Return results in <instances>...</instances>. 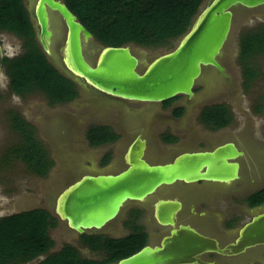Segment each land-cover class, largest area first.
Listing matches in <instances>:
<instances>
[{"label": "water", "instance_id": "95a60500", "mask_svg": "<svg viewBox=\"0 0 264 264\" xmlns=\"http://www.w3.org/2000/svg\"><path fill=\"white\" fill-rule=\"evenodd\" d=\"M31 7L39 41L45 50H49L51 41L57 36L51 25L62 21L65 28L62 34H65L64 72L75 83L82 86L83 79L104 94L130 102L158 103L181 96L191 99L190 102L194 99L208 102L226 97L224 88L227 87H231V99L238 101L240 85L227 66L230 53H235L228 37L234 36L240 17L248 11L264 13V0H211L200 8L189 31L167 53L148 57L144 49L133 50L131 45L100 46L98 56L86 49L87 59L84 43L94 39V36L61 0H31ZM221 64L226 69L227 80L220 83V77L214 70L222 74L224 69ZM206 81L209 90L205 88L194 95V87H205ZM217 84L220 85L217 87ZM83 106L84 102L79 106H70L68 112L45 117L42 109L36 111L41 135L51 139L57 156L66 149L65 162H74L73 158L77 161L73 153L84 151V145L80 144L83 135L76 129L84 126L88 115ZM188 114L190 116V112ZM189 118H194V110ZM131 134H125V146L132 140ZM188 147L201 150L195 147V143H190ZM205 147L214 148L183 152L171 162L150 164L145 160V140L136 136L127 150L125 169L114 175L85 176L60 196L57 205L61 220L66 221L77 234L100 230L109 223L107 229L112 230L119 225L120 218H115L121 211L134 204L146 206L149 200H155L154 217L160 227H170L168 235L161 237L159 245L148 244L115 264H210L202 262L200 257L208 253L231 257L245 254L248 250L263 252L264 210L253 214L251 221L235 234L233 242L220 248L215 239L204 236L188 224L178 223L181 201L164 197L158 199L160 192L168 194L169 190L180 187L179 183L234 182L237 185L235 181H242L255 173L254 159H260L261 164L264 161L263 152L252 150L249 144L239 146L248 153L240 160V170L238 160L243 152L231 141L206 140ZM61 168L66 181L60 182L59 176H55L54 188L47 190L45 206L51 207L55 197L76 179L73 172L77 169L73 171L70 167L72 171L69 172ZM122 168V163L118 162L113 171ZM211 227L216 231L218 225ZM71 234L73 238L74 233ZM151 242L158 243L156 238H151ZM260 260L264 261V255ZM230 264L245 263L235 260Z\"/></svg>", "mask_w": 264, "mask_h": 264}, {"label": "trees", "instance_id": "16d2710c", "mask_svg": "<svg viewBox=\"0 0 264 264\" xmlns=\"http://www.w3.org/2000/svg\"><path fill=\"white\" fill-rule=\"evenodd\" d=\"M83 27L105 48L136 45L157 49L178 43L189 31L199 15L205 0H61ZM23 0H0V33L19 38L24 53L14 59L3 58L9 87L24 97L34 92L42 93L50 105L65 104L73 100L76 88L72 81L60 75L46 60L35 42L34 31ZM257 58H264V24H259L239 37L238 64L243 79L242 88L247 91L251 84L263 77L255 66ZM169 101L164 104L169 105ZM261 106L256 108L259 112ZM183 108L174 116L180 117ZM233 121L226 105L206 106L198 116V122L209 130L227 128ZM9 126L18 134L19 142L7 152L20 160L36 176L45 177L53 165L46 149L35 137L32 125L17 113H9ZM93 145L113 143L118 139L106 127H94L88 133ZM172 142L173 138H165ZM110 154L105 162H108ZM3 163L6 165L9 163ZM250 206L264 204V188L253 193ZM56 219L41 209L21 212L0 218V264H27L45 257L40 264H111L137 253L146 245L142 228H134L131 235L104 241L83 236V243L93 249L106 247L108 259L89 262L80 258L78 251L65 245L59 252L50 253L53 240L49 230L55 228Z\"/></svg>", "mask_w": 264, "mask_h": 264}, {"label": "flooded vegetation", "instance_id": "af4514ba", "mask_svg": "<svg viewBox=\"0 0 264 264\" xmlns=\"http://www.w3.org/2000/svg\"><path fill=\"white\" fill-rule=\"evenodd\" d=\"M24 7L27 11V15L29 16L30 23L32 25L34 31V39L37 43L38 48L41 53L45 56L48 63L63 77L72 81L65 74V65H64V55L63 49L65 45V34H63L64 25L62 21H59L56 24L51 25L53 31H57V36L53 38L51 41L49 50L43 49L41 43L39 41L38 29L36 27V23L34 21V13L31 7V0H23ZM66 32V31H65ZM18 39V38H17ZM21 41V40H20ZM100 44L96 41V39H89L88 42L84 43L85 48V58L86 49L90 50L91 54H95L98 56ZM142 49H146L143 47H139ZM174 49V48H173ZM24 53L21 42V52L19 55L13 57H1L0 65L4 70V73L8 79V91L19 98H23L14 92L11 91L9 87V78L6 73L5 66L1 63L3 58L14 59L19 57ZM137 56V55H136ZM141 59V58H140ZM91 63H95L89 59ZM222 65V64H221ZM142 66H140L141 68ZM224 72L218 73L216 70L215 74L220 77V83L222 81L227 80L226 78V69L222 65ZM202 75V74H201ZM203 78V77H202ZM204 80V79H203ZM76 88L77 96L66 103L68 106L73 105H82L83 102L85 106L83 108L87 112V117H85V124L83 132L81 127H77V131H81L84 136V141L82 140L80 144L87 147L86 150L81 151L80 154L73 153L77 158L71 161V165L69 166L66 160V149L64 153L60 156H55L52 154L50 156L53 165L50 168L47 175L53 171L55 168L58 169L63 167L67 169V171L71 172L74 169H77L73 172L76 175V179L73 180L68 186H66L54 199L53 205L51 207L44 206L45 208H36L45 210L49 213L50 216L56 219V226L51 230L60 228L64 226L67 230L74 233V237L71 239V242L65 245H70L74 249L78 251V254L81 259L89 260V262H102L108 259V251L106 247H102L99 249H93L90 246H87L83 243V236H88V238L92 239H100V243L104 246V241L109 240H117L124 237H127L134 233V228L141 227L143 232L146 235L145 243L146 245H159V241L161 237L168 235L170 231V227H163L158 224L157 220L154 217V205L156 203L155 200H149L148 204L145 206L144 204L131 205L128 207V210L123 215L122 219L119 217L121 213L115 218L119 219V225H115V229L108 230L106 225L100 230H92L88 231V233L77 234L72 231L66 221H62L58 211V199L60 196L75 183L80 181L83 177L87 176H98L101 174H115L126 167V154L130 145L136 139V136H140L141 139L145 140V160L150 164H163L173 161L177 156L181 155L183 152H194V151H205L212 150V148L221 145L218 144L212 148H206L205 150L199 149H191L188 147L190 143L198 142L200 139L198 136V132L194 133V126L189 123V117H192L193 110L197 107H200L197 114L198 126L201 125L198 122V116L201 111L206 106L212 105H221V103H212L205 105L206 100L204 102H199L196 99H192L193 102H190L191 99H183L182 97H176L169 102V105L164 104V102L158 103H142V102H130L126 100H122L119 98L111 97L107 94H104L94 88L91 84L86 83L83 79L81 80L82 86L78 83L72 81ZM220 84H217V87ZM205 87H202V90H209L208 82L206 81ZM216 87V88H217ZM195 88V87H194ZM194 95L199 91L197 89L193 90ZM36 94H40L47 102L50 107L55 106H63L65 104H55L50 105L48 99L40 92H34L31 94H26L25 97H30ZM207 97V96H204ZM208 98V97H207ZM65 105V106H66ZM223 105V104H222ZM183 108V113L180 117L176 118L174 113L176 110ZM73 109V108H72ZM96 109V110H95ZM230 109V108H229ZM190 112V116L189 113ZM22 118V117H21ZM26 122V121H25ZM30 124V123H29ZM31 125V124H30ZM202 126V125H201ZM94 127H106L113 131L116 135H118V139L113 143H100L93 145L88 140V133L90 129ZM205 128V127H204ZM207 128V127H206ZM225 129V128H223ZM220 129V130H223ZM212 131V130H210ZM219 131V130H218ZM127 132H131L132 140L128 145L125 146V134ZM186 134V137H182V135ZM172 137L173 141L168 142L165 138ZM127 140V139H126ZM252 141V142H251ZM249 142L250 145L254 144L251 140ZM235 144L240 151L243 152V156L239 158L240 160L247 156V150L240 148L236 142L231 141ZM257 142V141H255ZM41 143V142H40ZM227 143V142H226ZM259 143V142H258ZM261 146H264L263 141L260 142ZM42 144V143H41ZM224 144V143H222ZM44 146V144H42ZM187 145V146H186ZM179 146H182L181 148ZM255 146V144H254ZM126 147V149H125ZM47 151V147L44 146ZM180 148V149H178ZM263 148V147H262ZM125 149V150H124ZM48 152V151H47ZM46 152V153H47ZM264 153V152H263ZM110 154V158L108 162H105L107 155ZM49 155V154H48ZM117 158V159H116ZM256 158V157H254ZM253 158V159H254ZM117 160V161H116ZM77 162V163H75ZM79 162V163H78ZM122 163L123 168L120 170L113 171V168L117 163ZM81 166L80 169L77 167ZM72 168V170L70 169ZM27 168V167H26ZM253 168L255 171L250 177L244 178L242 181H235V183L229 184H221V183H212V182H200L194 184H181L180 187H175L168 191V194L161 192L158 194L159 198H172L178 199L182 202V210L179 212L177 217L179 224H188L198 232L203 234L204 236H208L210 238L215 239L219 242V247L224 248L231 244L235 238V234L238 233L239 229L245 225L247 222L251 221L252 215L255 213H259L264 210V204L255 205L253 207L250 206V202L248 201L249 197L252 196L253 193L264 188V161L260 162V159H254ZM256 168V170H255ZM241 170V164H240ZM45 175V177H47ZM36 176V175H35ZM40 178V176H37ZM41 177V178H45ZM241 178V172H240ZM241 180V179H240ZM234 183V184H233ZM240 184V185H239ZM184 185V186H183ZM178 192V194H177ZM182 195V196H181ZM157 199V200H158ZM32 209V210H36ZM31 211V210H29ZM26 212V211H22ZM122 212V211H121ZM21 213V212H19ZM17 214V213H15ZM221 218H220V217ZM245 218H248L247 221H243ZM115 222V220L113 221ZM111 222V223H113ZM220 223V225H219ZM212 225H219L221 229L214 230L215 228L211 227ZM218 226V227H219ZM224 235H229V237H225ZM223 237V238H222ZM151 238L157 239V244H153L150 242ZM52 239V238H51ZM54 242V241H53ZM55 244V243H54ZM53 244V245H54ZM145 245V246H146ZM63 246L57 250L55 249V245L51 249L50 253H57L59 250L63 248ZM264 247V246H263ZM133 255V254H132ZM264 255L261 251H250L248 250L245 254L226 257L220 255L218 253H208L204 254L200 257V260L204 263L210 264H230L231 261L242 260L245 264H263L260 261ZM131 256V255H130ZM129 257V256H128ZM37 258L34 261H31L27 264H40L43 257ZM126 258V257H125ZM244 258V259H242ZM118 261V260H117ZM116 261V262H117ZM115 262V263H116ZM111 263V264H115Z\"/></svg>", "mask_w": 264, "mask_h": 264}, {"label": "rangeland", "instance_id": "374dc122", "mask_svg": "<svg viewBox=\"0 0 264 264\" xmlns=\"http://www.w3.org/2000/svg\"><path fill=\"white\" fill-rule=\"evenodd\" d=\"M210 1L205 0L202 6ZM259 24H264V13L248 11V13L240 17L234 31V36L228 37L235 53H230L227 66L240 85L238 101L231 99V87H227L224 88L226 97L205 102V105L221 103L228 106L233 116L232 123L227 128L219 131H210L208 128H204V126H198V123H195V121H197V114L201 109L200 107L194 109V118H188L192 126L195 127L196 132L199 133L198 136L200 139H198V142H195V147H200L201 150L206 149V140L226 139L227 141L236 142L238 146L247 145L251 140H254L253 143L255 146L254 144H249L250 148L254 151L264 152V146H261L260 143L262 141L264 143V78H258L251 84L247 91H244L242 88L243 79L241 78V69L238 64L240 35ZM176 44L157 49L146 48L144 51L148 57L155 54L161 55L171 51ZM132 48L134 50L138 46L134 45ZM20 52L21 41L19 38L17 39V37L8 33H0V58L4 56L13 57L19 55ZM255 66L263 76L264 58H257L255 60ZM194 89L198 91L202 90V86H195ZM181 97L185 99V97ZM258 106H261L259 112L256 111ZM40 109H42V115L45 117L68 112L70 106L50 107L40 94L25 98L12 95L8 91V79L0 65V218L22 211L45 208L46 193L47 190L54 188L55 176H59L60 182L66 181L61 167L58 169L55 168L47 177L39 178L31 173L20 160L14 159L12 155H7L9 149L19 142L18 134L12 132L9 126V113L13 112L19 114L24 121L34 127L35 137L47 147L49 156H52V154L57 156L51 139L42 136L39 130L40 126L36 111ZM82 128L84 129V126L79 129L83 132ZM83 133L80 131V135H83ZM182 137H186V134L182 135ZM179 147L181 148V146ZM86 149L87 147L84 145V150ZM9 160V163L6 165L3 164ZM67 164H71V160H67ZM126 209L128 210V208ZM126 209L121 212V219L126 213ZM247 219L245 218L243 221H247ZM218 229H221L220 226ZM49 235L55 243L54 250L61 248L64 244L70 243L72 239L71 231L67 230L64 226L51 230Z\"/></svg>", "mask_w": 264, "mask_h": 264}]
</instances>
